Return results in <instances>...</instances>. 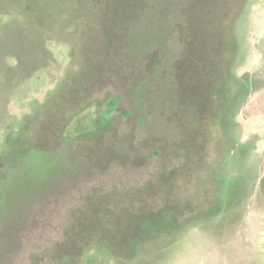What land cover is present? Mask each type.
Instances as JSON below:
<instances>
[{
    "label": "rangeland",
    "instance_id": "1",
    "mask_svg": "<svg viewBox=\"0 0 264 264\" xmlns=\"http://www.w3.org/2000/svg\"><path fill=\"white\" fill-rule=\"evenodd\" d=\"M262 64L264 0H0V264H264V155L210 178ZM237 122L264 152V93Z\"/></svg>",
    "mask_w": 264,
    "mask_h": 264
},
{
    "label": "flooded vegetation",
    "instance_id": "2",
    "mask_svg": "<svg viewBox=\"0 0 264 264\" xmlns=\"http://www.w3.org/2000/svg\"><path fill=\"white\" fill-rule=\"evenodd\" d=\"M237 60H235L232 65L236 64L238 62V56ZM236 59V58H235ZM230 73L232 76V79L240 82H243L248 87L244 90L240 89V92L236 91V94L231 95V90H229V93L231 95V100L228 104V107H226L225 111H228V113L225 115V120L220 121L221 128L223 126L224 130L221 131V138L219 139V142L217 145L222 144V140L224 139V148L222 150H219L218 152V161L215 164V167L213 168L215 171L211 172V179L214 180V175L216 176V179L219 180L220 176V186L221 185H228L235 177H239V174L243 173L246 178H250L248 181L251 182V186L249 188L251 189V192L254 190L255 186L253 184V172L255 167V162L253 160V155H264V152H259L257 148L255 147V144L250 140H241L239 139V133H240V124L237 122V117L239 114H242V112L245 110V108L252 102V99L255 98L256 94L258 93H264V64H262L261 68H258L257 70L253 72H247L244 74H241V76L234 77V66H230ZM237 79V80H236ZM189 86H186V90L190 91L189 95L186 94V103L187 106V112L190 111H196V106H200L203 102V94L199 92V86L196 83H189L187 84ZM198 86V88H197ZM187 93V92H186ZM213 119L216 121L218 120V113L217 111L212 112ZM28 117V116H25ZM24 117V118H25ZM193 124V118H189L188 123V134L193 135L195 134L194 128L192 129L191 125ZM108 127H106L107 129ZM224 136V137H223ZM88 170V169H87ZM218 171H221L219 173ZM263 186V185H260ZM258 188V187H257ZM262 188V187H261ZM250 196V193H248ZM110 199V196H107L106 198H97L94 200V195L91 193L89 196L82 199V202L84 204L83 209L76 211L75 213V221L74 224H72V227L70 229L74 230L80 228V230H84L86 227L81 226L83 223H76V221L81 222L82 219H84L85 212H90L91 206L94 205V203L97 202H107ZM215 199V198H213ZM99 200V201H97ZM89 205V206H88ZM91 205V206H90ZM227 212L230 211L227 209ZM223 215L219 214L218 210L216 209V212H212V214L209 216V219L216 218L217 223L221 217L217 216ZM88 217V216H87ZM88 225V224H87ZM93 247V246H92ZM91 247V248H92ZM89 249V247L87 248Z\"/></svg>",
    "mask_w": 264,
    "mask_h": 264
},
{
    "label": "trees",
    "instance_id": "3",
    "mask_svg": "<svg viewBox=\"0 0 264 264\" xmlns=\"http://www.w3.org/2000/svg\"><path fill=\"white\" fill-rule=\"evenodd\" d=\"M241 84V90H244L246 89L248 86L246 84H244L243 82H240Z\"/></svg>",
    "mask_w": 264,
    "mask_h": 264
}]
</instances>
